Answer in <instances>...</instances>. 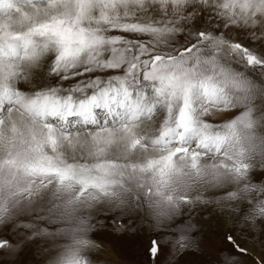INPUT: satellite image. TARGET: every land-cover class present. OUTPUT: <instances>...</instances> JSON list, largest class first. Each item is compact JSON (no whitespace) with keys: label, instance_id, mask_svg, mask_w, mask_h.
<instances>
[{"label":"snow or ice","instance_id":"6c2138e0","mask_svg":"<svg viewBox=\"0 0 264 264\" xmlns=\"http://www.w3.org/2000/svg\"><path fill=\"white\" fill-rule=\"evenodd\" d=\"M262 129L264 0H0V223L39 205L17 227L53 238L46 264H100L84 210L171 217L208 203L193 188L251 195L244 223L264 235V186L248 182ZM187 231L169 233L177 253Z\"/></svg>","mask_w":264,"mask_h":264},{"label":"rangeland","instance_id":"374dc122","mask_svg":"<svg viewBox=\"0 0 264 264\" xmlns=\"http://www.w3.org/2000/svg\"><path fill=\"white\" fill-rule=\"evenodd\" d=\"M232 36L234 38L238 36L241 41H248L245 31L238 33L234 31ZM249 44L256 46L254 41ZM239 70L244 71V69ZM248 75L260 83L254 74L248 73ZM257 103L259 104V101ZM241 111H243L242 106L206 119L220 123ZM261 134H264V129L261 130ZM251 163L253 167L249 172L248 182L264 186V155L258 153ZM225 187L228 191L237 190L235 184ZM240 187L242 188L243 185ZM197 191L208 203L186 205L178 214H173L171 217L157 218L146 203L139 212L126 209L108 210L107 206L100 210H84L83 214L91 215L95 224L88 234L89 238L103 248V251L98 253V256L103 258L100 264H104L105 261H111L113 264H216L217 261L214 259L226 253L229 255V250L234 258L224 259L225 264H262L264 235L259 231L261 224L258 223L253 227L244 223V217L251 211V208L245 205L250 201L254 202L253 197L241 193L237 200L222 199L225 193L219 188H193L190 194L195 196ZM189 207L196 210L189 212ZM34 211H40V206L36 205L28 212L15 213V225L12 219L0 223V240L7 239L12 244L11 248L0 251V264H46L52 251L53 238L39 237L34 241H28L25 237L31 234L30 231L17 227L22 223L31 222ZM114 214L115 220L100 219L101 216ZM128 216L139 217L131 227L130 221L126 220ZM236 216H239V220L234 219ZM181 221H184L183 225ZM121 223H123L122 228L118 226ZM189 227L190 231L185 234L193 241L191 248L186 253H177L169 243V233L174 231L179 236L182 228ZM246 228H251V234L245 230ZM229 232L235 245L245 249L247 254L237 251L235 245L228 241L226 237ZM153 233L159 234L161 244V254L156 261L152 260L147 251Z\"/></svg>","mask_w":264,"mask_h":264},{"label":"crops","instance_id":"0c3cea01","mask_svg":"<svg viewBox=\"0 0 264 264\" xmlns=\"http://www.w3.org/2000/svg\"><path fill=\"white\" fill-rule=\"evenodd\" d=\"M241 257V256H240ZM214 258V257H213ZM226 258H234V257H232L230 254L228 255L227 253L226 254H223L222 256H220V259H214L215 261H217L216 262V264H225V262L223 261L224 259H226ZM242 258V257H241ZM219 260H221V262H219ZM232 261V260H231ZM223 262V263H222Z\"/></svg>","mask_w":264,"mask_h":264},{"label":"bare ground","instance_id":"6f19581e","mask_svg":"<svg viewBox=\"0 0 264 264\" xmlns=\"http://www.w3.org/2000/svg\"><path fill=\"white\" fill-rule=\"evenodd\" d=\"M232 186H233V184H232ZM228 187H230V188H231V186H228ZM230 188H229V189H230ZM234 189H235V188H234Z\"/></svg>","mask_w":264,"mask_h":264}]
</instances>
